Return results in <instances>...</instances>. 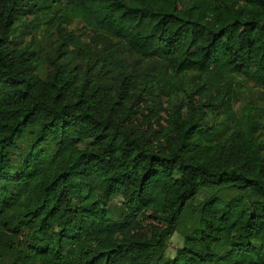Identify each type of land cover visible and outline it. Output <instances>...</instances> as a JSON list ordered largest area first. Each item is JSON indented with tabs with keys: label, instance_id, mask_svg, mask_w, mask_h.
<instances>
[{
	"label": "trees",
	"instance_id": "16d2710c",
	"mask_svg": "<svg viewBox=\"0 0 264 264\" xmlns=\"http://www.w3.org/2000/svg\"><path fill=\"white\" fill-rule=\"evenodd\" d=\"M41 30L43 63L10 49ZM257 90L264 0H0V264H264ZM175 93L159 152L133 120Z\"/></svg>",
	"mask_w": 264,
	"mask_h": 264
},
{
	"label": "rangeland",
	"instance_id": "374dc122",
	"mask_svg": "<svg viewBox=\"0 0 264 264\" xmlns=\"http://www.w3.org/2000/svg\"><path fill=\"white\" fill-rule=\"evenodd\" d=\"M65 0H62V3ZM33 15H27L26 23L32 20ZM68 32H71L75 41L69 45L68 51L73 54L69 60V66L74 67L75 65H79L80 67L84 66V60H81L77 55V50L79 47H83L85 44L90 43L93 33L89 31L84 24L78 21H74L72 24L65 26ZM23 31V29H22ZM45 30H41L38 33L30 32L27 34L24 32L22 35L18 34L11 40L10 49L17 50L22 48H28L29 51H37L38 53V62L43 63L45 61L46 54H49L52 49H54V40L53 38L48 37V35H43ZM46 64H48L46 62ZM192 82V81H191ZM212 80L207 79L206 85L212 84ZM181 91V88L178 89ZM180 95V93L178 94ZM175 93L174 97H164L157 96L155 94L149 95L145 97L141 102L139 107L136 109V116L133 120L134 125L140 127L146 134L149 140V146L156 151L164 152L166 151V141L171 132L168 124L169 111L168 106L166 105V99H170L172 102H175V99L178 97ZM200 94H197L194 99H198ZM261 95V96H260ZM264 98V90L263 91H253L250 96L246 98H242L240 102H238L234 109H239L240 105L244 101H253L255 103H262L259 101V98ZM264 102V101H263ZM226 110V106L223 105L220 107L217 115L210 114L211 120L220 121L224 116V111ZM114 208L112 209L114 214L118 213L119 207V199H115L111 203ZM182 239V234L180 232H176L167 243V252L169 256H173L175 250L179 247Z\"/></svg>",
	"mask_w": 264,
	"mask_h": 264
}]
</instances>
